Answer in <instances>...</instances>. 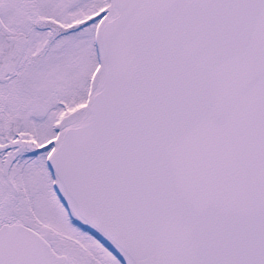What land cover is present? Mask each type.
<instances>
[{"label": "snow or ice", "instance_id": "obj_1", "mask_svg": "<svg viewBox=\"0 0 264 264\" xmlns=\"http://www.w3.org/2000/svg\"><path fill=\"white\" fill-rule=\"evenodd\" d=\"M0 264H264V0H0Z\"/></svg>", "mask_w": 264, "mask_h": 264}]
</instances>
